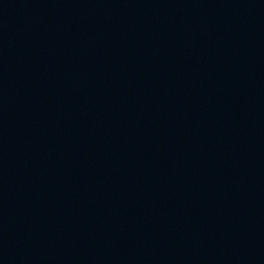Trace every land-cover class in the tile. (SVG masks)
Segmentation results:
<instances>
[{"label":"water","instance_id":"water-1","mask_svg":"<svg viewBox=\"0 0 264 264\" xmlns=\"http://www.w3.org/2000/svg\"><path fill=\"white\" fill-rule=\"evenodd\" d=\"M0 264H264V0H0Z\"/></svg>","mask_w":264,"mask_h":264}]
</instances>
